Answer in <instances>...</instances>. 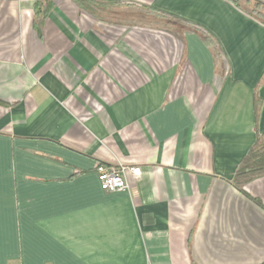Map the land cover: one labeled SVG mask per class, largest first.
Wrapping results in <instances>:
<instances>
[{"label":"crops","instance_id":"obj_1","mask_svg":"<svg viewBox=\"0 0 264 264\" xmlns=\"http://www.w3.org/2000/svg\"><path fill=\"white\" fill-rule=\"evenodd\" d=\"M43 1L0 0V264H264V177L232 184L264 132V24L228 0ZM118 164L142 175L106 193Z\"/></svg>","mask_w":264,"mask_h":264},{"label":"trees","instance_id":"obj_2","mask_svg":"<svg viewBox=\"0 0 264 264\" xmlns=\"http://www.w3.org/2000/svg\"><path fill=\"white\" fill-rule=\"evenodd\" d=\"M75 3L85 12L103 19V16H107L114 9L124 5L127 7L135 6L132 3L125 0H74ZM235 7L242 10L250 17L264 24V2L261 0H228ZM53 0H44L43 2L36 3V11L42 12V6L44 13L52 7ZM142 11L147 10L150 14L170 18L165 14L155 12L147 6H140ZM177 23L192 32L199 34L204 43L209 47L213 57L217 72L222 76L229 75V65L226 60L225 54L219 44V42L210 34L204 27L195 24L187 20H176ZM262 107L261 98L258 95V91L255 90V114L256 118H259L260 110ZM264 177V132L257 136L255 143L251 146L246 156L236 169V173L232 184L239 190L243 191V188L252 181ZM259 205L261 203L257 201Z\"/></svg>","mask_w":264,"mask_h":264},{"label":"built area","instance_id":"obj_3","mask_svg":"<svg viewBox=\"0 0 264 264\" xmlns=\"http://www.w3.org/2000/svg\"><path fill=\"white\" fill-rule=\"evenodd\" d=\"M98 181L101 189L106 193L126 192L131 190L129 177L140 178L142 175L139 167H128L122 164L116 166H98Z\"/></svg>","mask_w":264,"mask_h":264},{"label":"rangeland","instance_id":"obj_4","mask_svg":"<svg viewBox=\"0 0 264 264\" xmlns=\"http://www.w3.org/2000/svg\"><path fill=\"white\" fill-rule=\"evenodd\" d=\"M125 1H126V0H125ZM126 2H127V1H126ZM129 3H130V2H129ZM131 3H132V2H131ZM132 4L135 5V6L137 5V4H135V3H132ZM135 6H132V7H135ZM126 7H127V6L122 5V6L116 8V9H114V10L121 9V8H126ZM113 12H114V11H111V15H110V16H113ZM132 12H133V13H131V14H134V15L137 14V10H132ZM111 19H112V18H111Z\"/></svg>","mask_w":264,"mask_h":264}]
</instances>
